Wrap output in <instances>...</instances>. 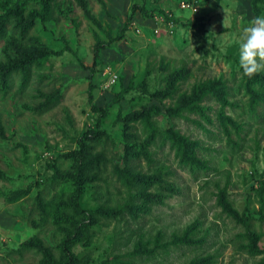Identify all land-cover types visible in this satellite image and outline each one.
<instances>
[{
    "label": "rangeland",
    "instance_id": "374dc122",
    "mask_svg": "<svg viewBox=\"0 0 264 264\" xmlns=\"http://www.w3.org/2000/svg\"><path fill=\"white\" fill-rule=\"evenodd\" d=\"M86 1L101 28L76 0H55L24 37L13 21L0 37V65L33 50L56 53L26 66V81L14 69L7 86L0 79V264L61 263L81 221L83 240L69 254L76 264H264V82H255L264 68L249 78L238 67L253 0ZM13 2H26L27 14L43 10L40 0ZM128 21L124 38L96 56L98 38L108 42ZM148 123L168 139L150 146ZM98 129L86 143L101 170L76 212L64 177L77 174V161L66 155ZM180 136L198 142L196 156L180 149ZM124 159L146 182L134 195H157L135 196L145 206L136 215L114 172ZM102 207L127 208L107 217L96 213ZM57 213L75 224L57 225ZM252 234L259 255L249 252ZM33 237L40 248H24Z\"/></svg>",
    "mask_w": 264,
    "mask_h": 264
},
{
    "label": "trees",
    "instance_id": "16d2710c",
    "mask_svg": "<svg viewBox=\"0 0 264 264\" xmlns=\"http://www.w3.org/2000/svg\"><path fill=\"white\" fill-rule=\"evenodd\" d=\"M80 6V8L85 12V14L96 24L99 25L101 28V23L96 19V17L90 12L89 8H88V4L86 0H76ZM41 2V7L43 10H32L29 14H27L25 12V7H26V2L24 3H19V2H13V0H0V37L3 36V34L5 33V29L7 27V25L13 21L14 26L20 30L21 36L24 37L34 26L36 19L38 17H41L42 19H46L48 16L50 17L51 14L53 13V11H51L52 6L51 4L55 2V0H40ZM264 4V0H253V7H254V12L256 13L257 16H260L263 13V8L264 6L260 5V4ZM204 5V4H202ZM141 12L147 16V17H152L153 16V12H150L147 8L145 7H141L140 8ZM26 13V14H25ZM63 14V11H62ZM129 21L125 24L121 34L117 35L116 37H114L112 35L111 32L107 33V37L109 39L108 42L103 41L102 39L98 38V42L96 45V50H95V54L96 56L100 53V51L102 49H105L107 46L111 45L113 42H116L118 40H122L124 38V33L126 32V30L128 29L129 26ZM55 53V51H42V50H33L30 53H26L22 56L21 59H19L18 61H12L10 62V64L8 65H0V79L2 80V84L4 86H7V78L8 75L10 74V72L14 69V70H21L24 71L26 74H24V77H26L24 79V81H26L28 79V72H26V66L29 67V65H31L33 62H36L37 59L40 60V64L44 65V63H46L49 59L50 56H53ZM38 62V61H37ZM256 83H263L264 79L262 76H256ZM208 93V92H206ZM204 99V97L200 96L199 97V101H202ZM260 99L262 100V102H264V92H261L260 94ZM185 107V105H184ZM191 105H187L188 109H191ZM194 110V108L192 109V111ZM180 112L178 111H170V116H174V115H179ZM137 121H139V119H136ZM143 121V120H142ZM210 123H212V121H208ZM151 124L148 123L147 124V129L149 130V133L151 134V140L149 142V145L152 146L154 144H157L159 141L163 142L166 141V139H168L169 133H167L168 131H163V130H159L157 126H150ZM150 126V127H149ZM99 129L96 131V133L91 134V133H84L81 137L84 139L80 144H79V149L73 151L70 154H67L66 157L69 158H75L77 161V164L75 166L77 174L74 175H69V176H65V183H68L70 186L73 187V194L71 195V207L72 209H74V211L76 212H83L84 209L82 207L81 201L83 199V195L86 192V184L89 182H92V180L94 178H96L97 175H92V173L94 172V170L96 168H99L101 170V166L99 165V160L98 158H90V156L92 155L89 151H91V147L87 144V143H91V141L93 142V139H99ZM123 144L125 145H131V142L128 141L127 137H123ZM180 139L179 146L180 149L183 146H187V151L191 156H196V148H197V144L198 142H193L190 141L189 138L187 137H178V140ZM87 142V143H86ZM146 146H142V149H145ZM140 151V150H139ZM139 154H141V152H139ZM151 154H147V157L150 158ZM124 165H115L114 166V172L118 175V178L120 179V181L126 185L128 187L129 193L131 195L130 200H129V204H127L126 206L128 207V210L130 213H134L136 215L137 212L141 211L142 209L145 208V206H137L134 203L135 200V196H142V194L147 198V201H150L152 198H155L157 195H151L149 193H142L140 192L139 194H135L133 193L134 188H142L141 186L143 184H146V182L142 179H139L137 176L133 175V172L131 171V168H129V162L126 161V159L123 160ZM124 166V167H122ZM50 168L55 172L54 176L58 177L61 179L60 172L57 168V166L55 164L50 165ZM264 174V173H263ZM3 175V173H0V177ZM143 191L145 190L144 188H142ZM31 191V188L27 189L26 191H22L21 193H18L17 195H15L12 198H8V200L10 202H17L19 201L21 198L27 196ZM147 203V202H146ZM127 207H118L116 209L114 208H98L97 209V214L100 216H107L109 217V215H113V216H117L120 213L125 211V208ZM263 212V210L261 211ZM94 211H92V215H94ZM56 224L57 225H62L64 220H67V223L70 221L72 224H75V221L73 220V217L68 215V217H66L64 219V216L62 213H57L56 215ZM262 219H264V213H263V217ZM77 222V221H76ZM80 222V221H79ZM85 226L86 223L84 221L80 222V225L76 228L77 231L75 232L76 238L73 237H69L65 243H64V255H63V259L61 261V263L58 264H76V258H72L69 254H71V247L77 243L83 240V234H84V230H85ZM189 232V231H188ZM187 232V234H188ZM251 237V243L249 244V252L252 255H259L262 253V250L259 248L258 245V238L256 237L255 234L250 235ZM187 243V236L185 238H183L182 240H177L174 243H171L173 245H180L181 243ZM190 243V242H189ZM24 248H40V243H39V239L37 237H33L27 241H25L23 244ZM144 251V250H143ZM153 251L149 252V255H152ZM52 264H56L55 262H52ZM129 264H134V263H129Z\"/></svg>",
    "mask_w": 264,
    "mask_h": 264
},
{
    "label": "clouds",
    "instance_id": "9594fccd",
    "mask_svg": "<svg viewBox=\"0 0 264 264\" xmlns=\"http://www.w3.org/2000/svg\"><path fill=\"white\" fill-rule=\"evenodd\" d=\"M243 32L238 67L244 76L251 78L264 68V15L253 18Z\"/></svg>",
    "mask_w": 264,
    "mask_h": 264
},
{
    "label": "built area",
    "instance_id": "2783aa9c",
    "mask_svg": "<svg viewBox=\"0 0 264 264\" xmlns=\"http://www.w3.org/2000/svg\"><path fill=\"white\" fill-rule=\"evenodd\" d=\"M182 7H183V8H190V7H189V4L186 5V3H183V4H182ZM193 9L196 10V7L194 6Z\"/></svg>",
    "mask_w": 264,
    "mask_h": 264
}]
</instances>
